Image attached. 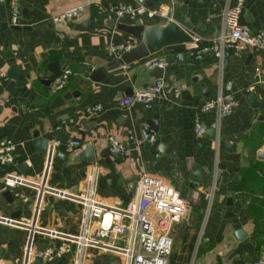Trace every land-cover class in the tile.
Here are the masks:
<instances>
[{
  "label": "crops",
  "instance_id": "crops-1",
  "mask_svg": "<svg viewBox=\"0 0 264 264\" xmlns=\"http://www.w3.org/2000/svg\"><path fill=\"white\" fill-rule=\"evenodd\" d=\"M17 3L19 27L8 24V5L0 2V140L8 139L13 144L11 161L0 162V215L25 226L0 224V262L20 264L29 233L33 258L48 248L64 249L59 257L41 258V264H69L76 248L71 242L30 229L31 207L38 193L31 184L41 180L45 161V154L33 142L36 136L49 145L57 142L45 181L53 189L83 195L94 180L98 201L123 205L135 198V184L143 175L171 185L182 198L185 213L171 226L172 246L175 242L172 253L177 256L172 257L170 251L166 264H188L199 230L200 247L195 249L190 264H249L261 257L264 158L259 152L264 149V74H256L254 68L264 71V47L254 50L239 44L222 62L211 55L191 60L186 50L179 61L176 52L160 49L127 64L120 60V54L108 50L117 43L136 46L137 41L116 28L119 24L131 25L136 19L143 26L183 21L191 37L209 41L220 32L226 0ZM118 4H143L160 9L162 14L146 11L116 16L112 7ZM76 5H82L83 10L73 19L50 21V15ZM238 21L264 32V0H244ZM26 26L29 28L24 29ZM149 60L165 61L161 77L146 68ZM55 61L61 62L58 71L67 68L70 75L61 90L50 93L49 80L54 74L47 65ZM94 67L103 75L97 82L88 80ZM156 78L162 81L163 89L150 109L137 103L120 105L123 96L150 86ZM66 93L70 95L61 105H51L56 95ZM218 93L232 94L235 106L231 114L217 119L213 110L200 111L199 106ZM249 95L253 96L251 100ZM92 104H99L102 110L84 113V107ZM195 115L204 126L200 136L192 129ZM143 124L155 131V140L136 146L127 136L137 135ZM109 134L122 142L123 153H108L105 137ZM74 139L81 146L70 148L68 142ZM85 144L89 150H85ZM90 152L93 162L81 161ZM155 152L157 157L153 156ZM80 153L82 157L76 159ZM7 174L20 175L27 183L5 187L2 179ZM42 196L36 225L77 234L80 205L67 197ZM109 255L84 248L82 264H108Z\"/></svg>",
  "mask_w": 264,
  "mask_h": 264
},
{
  "label": "built area",
  "instance_id": "built-area-1",
  "mask_svg": "<svg viewBox=\"0 0 264 264\" xmlns=\"http://www.w3.org/2000/svg\"><path fill=\"white\" fill-rule=\"evenodd\" d=\"M8 5L10 26L18 25L20 16L18 0H0ZM244 0H226L221 14V29L219 34L209 40L201 41L196 36H190L193 47L186 49L185 54L191 60H199L206 55H211L219 62H222L225 55L239 44L248 45L251 49L258 50L264 47V32L262 30H251L246 24L238 21L242 11ZM116 16L140 15L146 11L161 15L158 8H147L143 4H118L112 7ZM83 10L82 5L69 7L50 15L51 22L60 20H71ZM131 49L129 43H117L108 47L114 54H123ZM146 68H162L165 65L163 60H149ZM254 71L263 75L264 71L256 67ZM70 75V70L64 68L54 74L49 80V91L55 93L61 90ZM264 82V80H262ZM163 84L160 78H156L150 86L140 87L125 95L120 100V105L129 106L140 104L144 109H150L154 100L161 96ZM235 101L230 93H218L214 98L199 106L200 111L213 110L216 118L229 115L233 111ZM102 110L99 104H92L84 107V113L96 114ZM192 129L195 135L204 133L198 115L192 117ZM129 141L138 146L142 143L152 144L155 140V131L148 125L143 124L137 135L129 134ZM107 151L110 155H117L124 152L122 142L115 136L109 134L105 137ZM57 142L47 146L45 152L44 169L39 182L32 183L38 192L32 203V227L33 232H40L48 237L60 238L66 242L75 244L76 248L69 264H82L84 248H94L115 256L119 264H166V258L172 248L171 226L178 222L185 213V205L176 190L164 180L152 176L143 175L135 184V198L126 204L115 202L105 204L98 201L94 196V185L83 195L69 194L62 190H56L45 184L48 176L50 159L53 156L54 146ZM79 140L68 142L70 148L81 146ZM13 144L8 139L0 140V162L11 161ZM158 153L153 154L157 157ZM90 180V176H89ZM2 183L5 187L25 185L27 182L17 174H7L3 177ZM43 193L52 194L58 197H67L80 205L81 217L79 232L77 234H64L53 228H42L36 225L38 215L43 206ZM0 224L9 226H25L22 223L14 222L12 219L0 215ZM32 233L28 234L22 249V260L20 264H31L34 252L31 246ZM63 248H48L40 255L44 260H51L59 257ZM117 256H122L120 263ZM0 264H3L0 262ZM249 264H264V249L261 257L252 260Z\"/></svg>",
  "mask_w": 264,
  "mask_h": 264
},
{
  "label": "water",
  "instance_id": "water-1",
  "mask_svg": "<svg viewBox=\"0 0 264 264\" xmlns=\"http://www.w3.org/2000/svg\"><path fill=\"white\" fill-rule=\"evenodd\" d=\"M24 13L25 8L22 9V14L24 15ZM179 24L169 21L163 25L143 26L140 24L139 20L136 19L131 25H117V29L129 34L135 41H137L136 46L131 48L128 52L120 54V60L127 64L146 58L154 52L163 49L165 51L176 52V58L181 61L183 58V51L193 47L194 45L192 44L190 35L185 31V28H188V25L183 21H180ZM23 28L28 29L29 27L26 26ZM60 65L61 62L59 61L51 62L47 65L48 71L55 74L58 72ZM10 71L12 70L10 69ZM161 72L162 68H152V74L156 77H161ZM100 73L99 68H92L88 75V80L94 82L100 81L103 77ZM85 82L88 83V81ZM69 95V93L62 96L56 95L51 101V105H53V107L61 105L63 100ZM249 97L250 100L253 98L252 95H249ZM33 142L36 145L37 150L45 154L47 146L49 145L48 142L38 138L37 136ZM84 148L85 150H89L90 147L88 144H85ZM259 153H261L262 158H264V149ZM81 157L82 153L78 154L76 159H80ZM81 159H83L81 161L93 162L91 152L89 156H85ZM107 259L109 260L108 264H119L113 255H109ZM32 264H41V255L33 258Z\"/></svg>",
  "mask_w": 264,
  "mask_h": 264
},
{
  "label": "rangeland",
  "instance_id": "rangeland-1",
  "mask_svg": "<svg viewBox=\"0 0 264 264\" xmlns=\"http://www.w3.org/2000/svg\"><path fill=\"white\" fill-rule=\"evenodd\" d=\"M201 233V230H199L198 232H197V234H196V236H195V239H194V242H193V245L191 246V249H190V253H189V260H188V264H190L191 263V261H192V259H193V257H192V255H193V253L195 252V249L197 250V248H198V250H199V247H200V243H201V237H200V234ZM174 241H176V239L174 238L173 239ZM174 245H175V242H174ZM174 245L172 246V250H171V253H172V251H173V249H174ZM200 251H201V249H200ZM172 257H175V256H177L175 253H172V254H170ZM117 258H118V260H119V262L121 263L122 262V256H117Z\"/></svg>",
  "mask_w": 264,
  "mask_h": 264
}]
</instances>
